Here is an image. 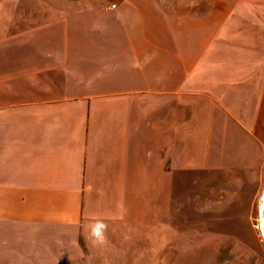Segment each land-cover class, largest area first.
<instances>
[{
  "label": "crops",
  "instance_id": "obj_1",
  "mask_svg": "<svg viewBox=\"0 0 264 264\" xmlns=\"http://www.w3.org/2000/svg\"><path fill=\"white\" fill-rule=\"evenodd\" d=\"M263 110L264 0H0V264L165 250Z\"/></svg>",
  "mask_w": 264,
  "mask_h": 264
},
{
  "label": "rangeland",
  "instance_id": "obj_2",
  "mask_svg": "<svg viewBox=\"0 0 264 264\" xmlns=\"http://www.w3.org/2000/svg\"><path fill=\"white\" fill-rule=\"evenodd\" d=\"M232 132L227 147L220 143L223 155L213 161L219 174L212 178V187L203 178L200 192L185 194L179 208L172 207L165 250L146 249L143 242L133 257L115 258L109 253L106 260L113 264H264V110L251 133ZM105 259L94 253L86 258L93 264H104Z\"/></svg>",
  "mask_w": 264,
  "mask_h": 264
},
{
  "label": "clouds",
  "instance_id": "obj_3",
  "mask_svg": "<svg viewBox=\"0 0 264 264\" xmlns=\"http://www.w3.org/2000/svg\"><path fill=\"white\" fill-rule=\"evenodd\" d=\"M103 230H106V225L97 224L91 229V235L96 237L97 239H103Z\"/></svg>",
  "mask_w": 264,
  "mask_h": 264
},
{
  "label": "bare ground",
  "instance_id": "obj_4",
  "mask_svg": "<svg viewBox=\"0 0 264 264\" xmlns=\"http://www.w3.org/2000/svg\"><path fill=\"white\" fill-rule=\"evenodd\" d=\"M261 212H262V218H263V223H264V201H263V203L261 205ZM263 227H264V224H263Z\"/></svg>",
  "mask_w": 264,
  "mask_h": 264
},
{
  "label": "built area",
  "instance_id": "obj_5",
  "mask_svg": "<svg viewBox=\"0 0 264 264\" xmlns=\"http://www.w3.org/2000/svg\"><path fill=\"white\" fill-rule=\"evenodd\" d=\"M112 6H113V7H115L116 5H115V4H113Z\"/></svg>",
  "mask_w": 264,
  "mask_h": 264
}]
</instances>
